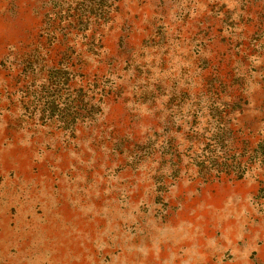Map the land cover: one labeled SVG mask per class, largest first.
I'll return each mask as SVG.
<instances>
[{
    "label": "rangeland",
    "instance_id": "374dc122",
    "mask_svg": "<svg viewBox=\"0 0 264 264\" xmlns=\"http://www.w3.org/2000/svg\"><path fill=\"white\" fill-rule=\"evenodd\" d=\"M0 264H264V0H0Z\"/></svg>",
    "mask_w": 264,
    "mask_h": 264
}]
</instances>
